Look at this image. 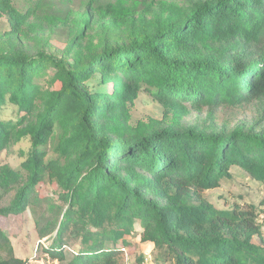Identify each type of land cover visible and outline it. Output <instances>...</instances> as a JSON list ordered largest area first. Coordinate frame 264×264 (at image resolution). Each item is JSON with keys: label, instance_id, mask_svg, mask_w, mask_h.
Here are the masks:
<instances>
[{"label": "trees", "instance_id": "trees-1", "mask_svg": "<svg viewBox=\"0 0 264 264\" xmlns=\"http://www.w3.org/2000/svg\"><path fill=\"white\" fill-rule=\"evenodd\" d=\"M141 95L158 117L135 116ZM7 105L0 153L28 147L0 162V216L55 182L50 260L119 264L139 231L159 264H264L254 203L204 195L237 171L264 184V0H0ZM0 264H29L1 227Z\"/></svg>", "mask_w": 264, "mask_h": 264}, {"label": "rangeland", "instance_id": "rangeland-1", "mask_svg": "<svg viewBox=\"0 0 264 264\" xmlns=\"http://www.w3.org/2000/svg\"><path fill=\"white\" fill-rule=\"evenodd\" d=\"M53 42L59 44L56 39ZM17 114L12 111L10 105H7L2 110L0 118L8 119L12 117L13 119ZM159 115V105L147 100L143 95L139 96L135 110L136 117L145 119L148 116L158 117ZM27 147L28 142L23 139L9 148L3 149L0 153V162L7 163L12 168L19 167L23 159L20 154L21 150L26 151ZM58 190L59 188L55 182L44 178L37 186L35 198L27 205L23 213L0 216V227L11 238L15 254L19 257L27 258L29 264H61L48 258L46 252L42 249L48 246L50 241L39 238L38 235V226H43V223L39 221V215L47 210L49 202L53 204L60 203ZM204 195L216 208L227 209L238 205L242 209H247L250 208V204L254 203L255 207L251 208L257 213L256 220L262 225L264 238V184L254 180L244 172L237 171L232 178L227 179L220 186L206 190ZM37 222H39L38 226ZM138 234L139 231H136L127 237L129 241L127 247L128 260L121 256L119 264H126V262L135 263L138 257H142L144 253L148 252L146 244L139 240ZM253 241L260 242L257 237ZM166 264H174V262L169 261Z\"/></svg>", "mask_w": 264, "mask_h": 264}, {"label": "built area", "instance_id": "built-area-1", "mask_svg": "<svg viewBox=\"0 0 264 264\" xmlns=\"http://www.w3.org/2000/svg\"><path fill=\"white\" fill-rule=\"evenodd\" d=\"M120 251L122 256H124V258L126 260H128V249L125 246H120ZM126 264H159L158 262L153 260L152 255L149 252L144 253V255L141 257V259L139 261H136L135 263H128L126 262Z\"/></svg>", "mask_w": 264, "mask_h": 264}]
</instances>
